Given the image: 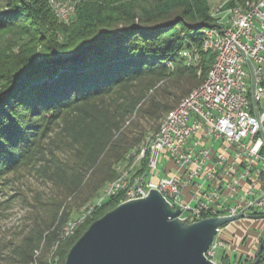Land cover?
Returning <instances> with one entry per match:
<instances>
[{
    "label": "trees",
    "instance_id": "trees-1",
    "mask_svg": "<svg viewBox=\"0 0 264 264\" xmlns=\"http://www.w3.org/2000/svg\"><path fill=\"white\" fill-rule=\"evenodd\" d=\"M73 1L70 24L58 20L48 0H8L0 10V181L33 165L58 190L50 221L24 237L5 258L9 264H49V256L65 264L90 225L88 219L61 238L71 220L67 200L98 198L119 176L116 166L148 136L146 127L129 120L162 121L174 108L167 100L180 103L215 60L200 51L199 76L181 55L185 47L202 46L199 26L216 25L206 10L196 9L207 0ZM68 54L74 57L62 60ZM40 57L46 61L38 63ZM161 80L165 86L155 89ZM52 135L71 147V162L58 158ZM119 204L110 198L88 217L97 220ZM260 257L264 264V250ZM252 260L242 256L239 263Z\"/></svg>",
    "mask_w": 264,
    "mask_h": 264
},
{
    "label": "built area",
    "instance_id": "built-area-1",
    "mask_svg": "<svg viewBox=\"0 0 264 264\" xmlns=\"http://www.w3.org/2000/svg\"><path fill=\"white\" fill-rule=\"evenodd\" d=\"M48 3L61 23H71L74 3ZM223 7V17L214 27L199 29L202 46L181 52L199 76L200 51L215 55L204 82L116 166L119 176L102 188L79 220L65 225L62 239L73 236L106 200L119 198L121 204L145 198L152 190L189 222L241 213L245 219L264 215V0H226ZM224 229L206 253L216 264L218 252L239 246L222 237ZM259 242L249 255L258 252Z\"/></svg>",
    "mask_w": 264,
    "mask_h": 264
},
{
    "label": "water",
    "instance_id": "water-1",
    "mask_svg": "<svg viewBox=\"0 0 264 264\" xmlns=\"http://www.w3.org/2000/svg\"><path fill=\"white\" fill-rule=\"evenodd\" d=\"M73 57L68 54L62 60ZM180 215L157 190L121 203L90 225L69 250L65 264H216L206 253L219 229L246 218L241 213L189 222ZM248 218L261 220L264 215ZM263 250L264 239L249 264H260Z\"/></svg>",
    "mask_w": 264,
    "mask_h": 264
},
{
    "label": "rangeland",
    "instance_id": "rangeland-1",
    "mask_svg": "<svg viewBox=\"0 0 264 264\" xmlns=\"http://www.w3.org/2000/svg\"><path fill=\"white\" fill-rule=\"evenodd\" d=\"M66 1L75 4L73 0ZM225 1L207 0L206 2H197L196 9L206 10L217 23V20L223 17L221 13L223 10L221 8H224ZM7 4L8 0H0V10H5ZM165 83L164 80L157 82L155 89L159 87L162 89ZM153 93L155 92H150V95ZM172 100L168 99L167 102L176 108L179 103L174 104ZM139 117L135 115L129 122H139L142 126L146 127V130L149 132L148 137H152L158 131L156 126L158 124L160 126L161 121L155 123L153 121L150 122L147 118L141 119ZM129 122L126 126L129 125ZM153 124L155 125L154 130L151 128ZM52 138H56V144L52 145V147L56 150L58 158L62 161L71 162L73 159L71 147L68 144H61V139L55 137V135H52ZM57 191L50 182L42 178L33 165L25 166L14 173H10L0 181V264H9L5 261V258L10 256L16 246L21 245L24 237L38 225L50 221L53 207L52 199ZM96 200L97 198H93L89 204H83L82 199L70 197L66 203L71 207V220H79L87 212V209L92 204H95ZM88 219H90V225L96 221H93V218L90 216L84 222ZM231 224L233 226L229 229L226 228L230 224L225 226L222 237L227 241H232L233 244H239V246H235V251L218 252L216 256L218 264H225L223 257L226 255L231 258L227 264H242L239 263L242 256L243 258L249 257L253 259L257 254L255 250L258 240H260V245L264 239V219L257 221L244 218ZM82 230L83 228L80 231ZM251 247H254L255 250L249 255L248 252ZM56 262H59L58 258L52 260V256H49V264H57Z\"/></svg>",
    "mask_w": 264,
    "mask_h": 264
},
{
    "label": "crops",
    "instance_id": "crops-1",
    "mask_svg": "<svg viewBox=\"0 0 264 264\" xmlns=\"http://www.w3.org/2000/svg\"><path fill=\"white\" fill-rule=\"evenodd\" d=\"M233 226V224H230L229 226H227V228L226 229H229L230 227H232Z\"/></svg>",
    "mask_w": 264,
    "mask_h": 264
}]
</instances>
